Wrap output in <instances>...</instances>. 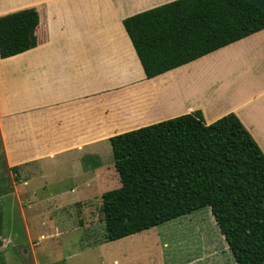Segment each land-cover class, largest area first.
Here are the masks:
<instances>
[{
    "label": "crops",
    "instance_id": "1",
    "mask_svg": "<svg viewBox=\"0 0 264 264\" xmlns=\"http://www.w3.org/2000/svg\"><path fill=\"white\" fill-rule=\"evenodd\" d=\"M172 1L0 0V17L39 16L36 46L0 58V155L20 202L52 176L76 183L55 189L57 209L100 210L101 186L119 184L109 139L195 111L235 114L264 154V29L147 79L123 21Z\"/></svg>",
    "mask_w": 264,
    "mask_h": 264
},
{
    "label": "trees",
    "instance_id": "2",
    "mask_svg": "<svg viewBox=\"0 0 264 264\" xmlns=\"http://www.w3.org/2000/svg\"><path fill=\"white\" fill-rule=\"evenodd\" d=\"M29 8L0 17V58L37 44ZM123 26L147 79L264 29L247 0H175ZM120 186L102 194L106 241L208 207L236 264H264V154L233 113L206 124L200 111L109 139ZM13 170H16L15 168Z\"/></svg>",
    "mask_w": 264,
    "mask_h": 264
},
{
    "label": "rangeland",
    "instance_id": "3",
    "mask_svg": "<svg viewBox=\"0 0 264 264\" xmlns=\"http://www.w3.org/2000/svg\"><path fill=\"white\" fill-rule=\"evenodd\" d=\"M10 176L0 155V264H236L208 207L106 241L98 198L89 201L93 212L88 215L78 212V199L70 200L76 206L56 208L66 202L54 197L55 189L75 182L55 184L50 176L23 187L20 202ZM118 185L114 178L101 189Z\"/></svg>",
    "mask_w": 264,
    "mask_h": 264
},
{
    "label": "water",
    "instance_id": "4",
    "mask_svg": "<svg viewBox=\"0 0 264 264\" xmlns=\"http://www.w3.org/2000/svg\"><path fill=\"white\" fill-rule=\"evenodd\" d=\"M253 4H255L257 7H259L264 12V0H247Z\"/></svg>",
    "mask_w": 264,
    "mask_h": 264
}]
</instances>
